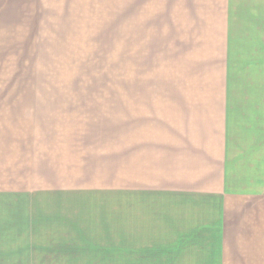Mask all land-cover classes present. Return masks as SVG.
<instances>
[{"label": "rangeland", "instance_id": "rangeland-1", "mask_svg": "<svg viewBox=\"0 0 264 264\" xmlns=\"http://www.w3.org/2000/svg\"><path fill=\"white\" fill-rule=\"evenodd\" d=\"M157 18L173 29L24 30L32 17L0 15V264H125V87L223 54L264 87V16L212 17L187 49L195 17ZM82 81L100 93L73 95Z\"/></svg>", "mask_w": 264, "mask_h": 264}, {"label": "crops", "instance_id": "crops-1", "mask_svg": "<svg viewBox=\"0 0 264 264\" xmlns=\"http://www.w3.org/2000/svg\"><path fill=\"white\" fill-rule=\"evenodd\" d=\"M0 9L32 17L24 30L48 31L156 32L173 29L148 24L157 17H195L196 33L178 43L187 49L204 45L197 36L212 17L226 29L229 17L264 16V0H0ZM239 62L223 54L124 88L137 96L123 124L125 264H264V87L253 67L229 66Z\"/></svg>", "mask_w": 264, "mask_h": 264}, {"label": "trees", "instance_id": "trees-1", "mask_svg": "<svg viewBox=\"0 0 264 264\" xmlns=\"http://www.w3.org/2000/svg\"><path fill=\"white\" fill-rule=\"evenodd\" d=\"M93 80V82H96V79H92ZM82 83H83V81H82ZM92 83V82H91ZM92 84H94V83H92ZM91 84H89V82L88 81H85L81 86H83V87H81L82 89H98V88H100V87H88V86H90ZM86 86V87H85ZM76 88V87H75ZM80 88V89H81Z\"/></svg>", "mask_w": 264, "mask_h": 264}]
</instances>
